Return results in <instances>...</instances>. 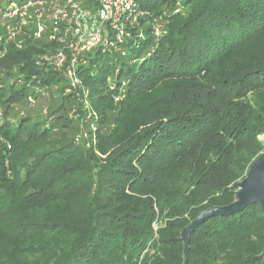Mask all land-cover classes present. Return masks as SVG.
<instances>
[{
  "label": "trees",
  "instance_id": "16d2710c",
  "mask_svg": "<svg viewBox=\"0 0 264 264\" xmlns=\"http://www.w3.org/2000/svg\"><path fill=\"white\" fill-rule=\"evenodd\" d=\"M141 7L120 51L82 57L76 89L39 64L55 43L2 61L0 264H183V229L231 205L264 152V0ZM30 98L52 100L49 115L20 113ZM263 251L253 204L201 224L187 264H264Z\"/></svg>",
  "mask_w": 264,
  "mask_h": 264
},
{
  "label": "built area",
  "instance_id": "2783aa9c",
  "mask_svg": "<svg viewBox=\"0 0 264 264\" xmlns=\"http://www.w3.org/2000/svg\"><path fill=\"white\" fill-rule=\"evenodd\" d=\"M141 1L0 0V65L10 49L23 50L28 41L47 40L57 48L40 55L39 64L62 73L76 89L80 86L76 69L84 55L99 48L120 51L118 45L133 37L132 30L146 17ZM151 26L156 37L166 34L161 19H153ZM14 73L17 77L9 81H23L18 69ZM4 78L5 73H0V81ZM42 95L50 98L51 93ZM30 102L36 101L30 98ZM2 115L0 107V118Z\"/></svg>",
  "mask_w": 264,
  "mask_h": 264
},
{
  "label": "water",
  "instance_id": "95a60500",
  "mask_svg": "<svg viewBox=\"0 0 264 264\" xmlns=\"http://www.w3.org/2000/svg\"><path fill=\"white\" fill-rule=\"evenodd\" d=\"M235 201L228 206L213 207L204 211L196 220L181 232V242L183 243L184 263H188L190 249V238L196 229L211 217H227L238 214L249 205L258 204L264 214V152L250 167L246 177L237 184ZM264 259V251L260 256Z\"/></svg>",
  "mask_w": 264,
  "mask_h": 264
},
{
  "label": "rangeland",
  "instance_id": "374dc122",
  "mask_svg": "<svg viewBox=\"0 0 264 264\" xmlns=\"http://www.w3.org/2000/svg\"><path fill=\"white\" fill-rule=\"evenodd\" d=\"M20 1L21 0H17V2H20ZM45 41H47V40H45ZM68 62H70V61H68ZM55 91H56V89H55ZM65 93H66V95H70L71 94V92H67V91ZM47 99H49V98H47ZM52 103H53L52 100H50V101L44 100V101H42L40 103H37V102L31 103L30 102V103H28L26 105V107H24V106L23 107H20L19 108V112L20 113H24V112H26L28 110L34 109L35 111H38V110L39 111H42V113L44 115H46L45 114V111H47V115L46 116H48L49 115V112H50V106H51ZM74 113L75 112H70V115L73 116V115H75ZM261 140L264 142V136L261 137Z\"/></svg>",
  "mask_w": 264,
  "mask_h": 264
}]
</instances>
